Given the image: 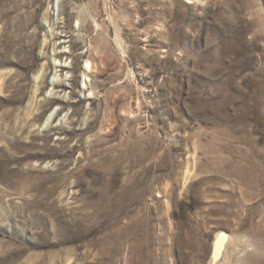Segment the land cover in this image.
I'll return each mask as SVG.
<instances>
[{"label": "rangeland", "instance_id": "rangeland-1", "mask_svg": "<svg viewBox=\"0 0 264 264\" xmlns=\"http://www.w3.org/2000/svg\"><path fill=\"white\" fill-rule=\"evenodd\" d=\"M0 264H264V0H0Z\"/></svg>", "mask_w": 264, "mask_h": 264}, {"label": "bare ground", "instance_id": "bare-ground-1", "mask_svg": "<svg viewBox=\"0 0 264 264\" xmlns=\"http://www.w3.org/2000/svg\"><path fill=\"white\" fill-rule=\"evenodd\" d=\"M89 61V60H88ZM88 67L89 68H91L92 67V65H91V61L89 62V64H88ZM232 235V234H231ZM220 234L218 235H216V239H215V242H214V245H213V256H212V262H217V260H218V255H219V253H221L222 251L224 252V254L227 252V250H228V243H226L225 244V246H224V244H223V239H222V236H221V239H220ZM233 238H231V240H232ZM223 240V241H222ZM232 247H233V245H232ZM234 249V248H233ZM232 250V249H231ZM233 253V252H232ZM227 254V253H226ZM226 254H225V256H226ZM231 256H232V254H231ZM230 256V257H231ZM232 258V257H231ZM225 260V259H224ZM223 260V261H224ZM231 260V259H230ZM232 261V260H231ZM211 262V263H212ZM230 263V262H229Z\"/></svg>", "mask_w": 264, "mask_h": 264}, {"label": "water", "instance_id": "water-1", "mask_svg": "<svg viewBox=\"0 0 264 264\" xmlns=\"http://www.w3.org/2000/svg\"><path fill=\"white\" fill-rule=\"evenodd\" d=\"M221 236H222V239L224 240H222L223 241V244H224V242L226 241V239H227V234L226 233H221L220 234V239H221ZM220 255H221V253H219V255L217 256L218 258L220 257Z\"/></svg>", "mask_w": 264, "mask_h": 264}]
</instances>
